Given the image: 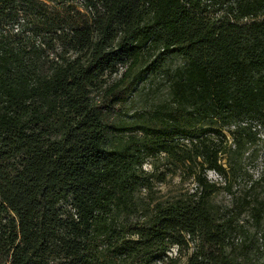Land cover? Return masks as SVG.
<instances>
[{
  "label": "trees",
  "instance_id": "obj_1",
  "mask_svg": "<svg viewBox=\"0 0 264 264\" xmlns=\"http://www.w3.org/2000/svg\"><path fill=\"white\" fill-rule=\"evenodd\" d=\"M167 53L169 98L124 126ZM259 124L264 0H0V264H264V157L229 215L207 176ZM170 171L195 189L157 195Z\"/></svg>",
  "mask_w": 264,
  "mask_h": 264
},
{
  "label": "rangeland",
  "instance_id": "obj_2",
  "mask_svg": "<svg viewBox=\"0 0 264 264\" xmlns=\"http://www.w3.org/2000/svg\"><path fill=\"white\" fill-rule=\"evenodd\" d=\"M158 61V68L155 70V77L152 82H150L151 78L143 76L140 82L136 85L135 92H133V95L130 97V103L124 110V113L119 115L124 126L139 123L140 113L152 109L158 102L166 101L169 98L168 88L164 85V73L168 67L179 65L181 63V58L174 54L167 53L162 55ZM120 71H122V68H120L119 73ZM119 73L114 74L113 77H116ZM228 129L227 126L222 127L223 133L227 136V141L224 143L226 144L224 145L225 150H228L230 146H233L232 138ZM254 130H256L259 137L257 143L248 145L246 151L240 158L231 161L235 168L228 174L227 179L221 177L213 170L207 172L208 178L211 181L219 183L221 187L213 195L212 199L217 207L220 208L222 215H229L237 211V201L248 194V187L261 173L262 160L264 157V124L257 125ZM223 162L228 164L226 158ZM144 168L149 170L151 169V166L147 163ZM161 169L163 170V168ZM154 188L157 195L166 198L168 196H176L179 192H186L188 190L192 192L195 189V182L193 181L191 174H188L187 172L185 174H180L178 171L176 174H171L170 171L164 180H155ZM256 188L257 190L254 194L259 192L263 195V188L261 186H257ZM237 218H239L241 222L244 221L249 225V229H252L251 211L248 208L245 207ZM194 246L195 241H191L190 248L184 249L183 252H181L180 258L182 263L187 260V257L192 252ZM176 250V247L173 246L170 253L175 255Z\"/></svg>",
  "mask_w": 264,
  "mask_h": 264
}]
</instances>
